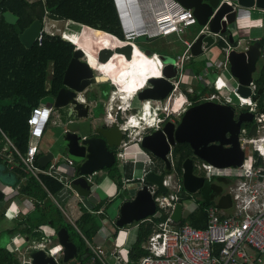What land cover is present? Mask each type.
I'll list each match as a JSON object with an SVG mask.
<instances>
[{"label": "built area", "instance_id": "1", "mask_svg": "<svg viewBox=\"0 0 264 264\" xmlns=\"http://www.w3.org/2000/svg\"><path fill=\"white\" fill-rule=\"evenodd\" d=\"M111 1L122 33L123 43L121 45H129L133 50L136 48L135 41L139 38L155 39L174 34L181 39L185 47L183 53L174 58L176 76L169 80L172 89L162 100H144L145 104H142L143 101H141L140 106L131 104L138 93L152 87L149 83L150 79L164 77L162 74L164 64L156 54L149 57L140 53L148 60L156 61L157 73L153 76L148 75L141 86L127 90L125 98L121 97L119 86L114 82L110 83L111 90L108 95L105 118L109 125L113 122L119 124L123 133V140L118 152L120 159L126 158L130 146L138 145L142 136L149 129L158 128L169 116L182 111L186 105H189L190 97H193L201 88L207 87L213 92L202 96L196 102L212 101L221 105H231L234 108H245L253 114L252 127L249 129L246 123H242L239 129L238 140L244 153V158L239 166L217 167L203 160L195 164L199 175L206 181H211L213 178L235 180V184L229 191L232 199L231 212L227 213L217 204H212L206 208V226L204 228H195L188 223L176 225L177 223H174L170 216L177 203L182 205L180 222L196 211L198 204L193 198V194H188L183 190L174 173L167 175L163 180V186L166 188L165 193H160L155 186L148 188L155 203L154 214L130 225L135 229L143 222L153 224L151 233L142 244L145 255L138 260L137 264H264V113L255 109V103L251 98L255 90L253 80L248 86L251 92L250 96L243 97L237 92L239 84L231 76L227 60L229 52L235 48L229 43L227 35L211 34L214 43L209 48H204L203 45V53L219 47L218 51L223 56L220 67L213 68L212 72L206 69L198 75H192L198 79V83L185 82L184 77H189L187 72H183L188 59L186 53L191 52L192 44L198 35L205 31L208 32L207 27L200 29L189 41L182 39L181 35L185 33L186 28L194 25L196 20L192 11L183 7L176 0ZM224 2L230 4L229 0H224ZM232 28L234 27L230 26L229 28L232 39L239 44L238 35ZM42 32L47 33L44 30L39 33L36 38L38 44H41ZM61 36L67 39L65 33H61ZM219 43H223L224 46H218ZM74 46L85 52L76 44ZM208 66L213 67L214 65L208 62ZM210 73L215 75L212 82L207 78ZM226 74L235 80L234 87H229L228 80L224 78ZM102 76L103 74H101ZM105 81L108 82L109 78ZM223 90H226L227 93L221 95L220 92ZM179 99H183V104L178 110L173 111L172 108L178 105ZM128 108L133 112L122 116V111ZM53 111L50 106L44 104L31 109L27 119L29 142L26 154L22 157L15 150L26 169L34 176L41 172L57 178L52 173L54 165L51 162L47 164L45 170L34 167L38 154L37 144L51 121ZM161 112H163L164 118H161ZM6 141L9 143L7 139ZM6 153L7 148L3 147L0 154ZM168 158L172 162L171 155ZM65 160L68 166L73 165L70 159L66 158ZM65 187L68 188L67 185ZM7 189L12 190L10 187ZM183 198H190L191 203L184 206L181 202ZM193 205L194 209L190 210ZM7 211L11 213L13 219H17L20 215L27 214L29 207L27 208L23 203L15 205L14 202H11L7 206ZM129 227H123L124 230L121 233L127 235ZM56 234L57 231L53 228L47 225L40 226L38 238L28 242L16 263L33 264L32 259L28 256L32 250L44 251L55 264H107L108 261L109 264L128 263L129 247L124 248V245L127 244L126 241L122 248L93 245L86 241L88 253L85 259L73 258L68 262H61L63 247L57 242Z\"/></svg>", "mask_w": 264, "mask_h": 264}, {"label": "water", "instance_id": "2", "mask_svg": "<svg viewBox=\"0 0 264 264\" xmlns=\"http://www.w3.org/2000/svg\"><path fill=\"white\" fill-rule=\"evenodd\" d=\"M186 9L192 10V14L198 25L207 27L208 32L201 33L195 39L191 47V55L197 57L203 53L204 48L213 45L211 34L227 33L230 43L232 36L229 32L233 22L243 15L244 11L258 10L264 12V0H229L219 6H213L203 0H176ZM5 22L14 24L17 17L9 11L2 13ZM43 23L39 20L32 22L22 33L18 35L19 41L29 48L42 31ZM132 48L129 45L117 46L114 49L102 47L96 54L100 63H106L113 54H119L126 60L132 59ZM263 53L260 41L249 42L243 50H231L227 56L229 71L235 78L238 86V94L243 97L250 96L249 84L256 64ZM84 52L75 49L72 57L63 73L61 87L54 96H48L41 100L45 106L53 110H64L67 114L66 129L57 137L59 147L64 150L66 158L73 162L74 181L77 185L84 177H91L105 168H110L115 163V154L120 148L123 133L119 124L111 123L104 127L90 120V103L87 101L89 88L98 83L99 77L95 76L89 63L84 59ZM164 68L163 78H152L149 83L151 88L138 93L137 99L162 100L172 89L169 82L176 76L174 59L168 56H160ZM85 99L82 102L80 95ZM72 118V119H71ZM253 120L251 112L236 111L231 105H221L213 102H202L187 108L177 124L166 122L163 126L153 129L144 135L140 145L149 151L162 164L161 171H148L144 177V184L138 187L131 200L124 201L115 221L117 227L129 225L146 219L155 212V203L149 192V185L165 193L163 179L171 170L168 155L177 144L187 143L193 152V156L217 167L239 166L244 158L240 148L238 134L242 123H250ZM170 128L168 130L167 128ZM54 158L52 151L37 158V163L44 168ZM181 184L183 189L194 194L204 186V178L194 174L192 160L187 158L182 163ZM0 190V201L3 199ZM182 205L177 203L171 213L174 223L181 220ZM59 244L63 247L61 262H68L77 256L76 246L69 240L65 229H60L56 234ZM28 256L33 264H55L51 257L46 256L42 250H32ZM4 264H17L15 262Z\"/></svg>", "mask_w": 264, "mask_h": 264}, {"label": "trees", "instance_id": "3", "mask_svg": "<svg viewBox=\"0 0 264 264\" xmlns=\"http://www.w3.org/2000/svg\"><path fill=\"white\" fill-rule=\"evenodd\" d=\"M215 7L220 0H209ZM9 11L17 17L14 24L5 22L2 13ZM64 20L76 25H84L95 30L104 31L122 40V33L118 23L115 9L111 0H0V150L6 141L1 135L10 141L12 146L24 157L26 154L29 131L27 119L31 109L39 105L41 99L46 96H54L61 87L63 73L74 52L73 36L65 32L64 39L59 35L41 34V44L37 41L30 48H25L19 41L18 35L22 33L32 22L44 19ZM100 35L101 33L95 31ZM84 35H88L85 31ZM100 40L109 43L103 36ZM264 46V38L259 40ZM223 47V43H219ZM112 49V48H111ZM89 52H87L88 54ZM91 58L90 53L88 54ZM121 56L115 54V56ZM125 62L123 56H121ZM50 69V70H49ZM197 70L196 72H198ZM49 78V79H48ZM49 82L47 87L46 83ZM255 90L251 95L257 111L264 112V62H261L258 76L254 79ZM203 93L209 94L212 89H204ZM197 96L193 99H195ZM108 95L102 97L106 101ZM10 103L5 104V102ZM104 106L101 101L96 104V113H103ZM249 127V124H247ZM9 152L0 154V181L13 187L18 186V194L23 200L32 202L30 211L15 219L14 226L8 230L12 235L16 232L27 236L29 239L38 238V229L41 225H47L55 231L65 229L69 240L76 246L80 256L85 255L88 249L83 237L91 238L101 226L103 215L95 214L105 204L97 203L92 212L81 207L82 215L76 222L81 235L68 224L57 204L62 206L66 200V188L57 178L38 172L36 176L31 174L11 147ZM188 148L177 144L171 151L175 170L181 174V164ZM9 155V156H8ZM38 157V156H37ZM34 167L45 170L37 163ZM11 166V168H10ZM104 176L109 177L119 191L123 188L122 175L116 164L104 169ZM130 180V172L125 175ZM100 181V177H94L88 182L84 177L75 188L78 193L86 197L93 186ZM228 178H216L205 182L198 193L196 201L198 207L187 218L176 225L190 224L195 228L206 226V208L214 203V199L223 191V185L230 182ZM74 186V185H73ZM27 201V200H26ZM220 206L223 205L219 202ZM153 224L141 223L136 229L135 241L128 251V263L137 264L145 255L142 244L151 233ZM89 241V240H88ZM15 262L12 253L0 244V264Z\"/></svg>", "mask_w": 264, "mask_h": 264}, {"label": "rangeland", "instance_id": "4", "mask_svg": "<svg viewBox=\"0 0 264 264\" xmlns=\"http://www.w3.org/2000/svg\"><path fill=\"white\" fill-rule=\"evenodd\" d=\"M28 1H36V0H28ZM252 14V13H251ZM250 19L256 20L255 24L254 23H249V20L246 18V16H239L232 24V26L234 28L233 31L234 33L236 32V34L238 35L239 38V45L237 47V50H243V48L245 46H247V42L249 41V36H250V32L251 34H256L258 33V35L261 36L264 35V28L263 29H255L257 28L258 24L261 22L260 20V16L259 15H250ZM46 20H50L48 21L50 24L49 30L47 33H52L53 35H59L61 33L64 32H68L71 36H73L74 40H78L79 38V44H81L82 46H84V48L90 53V55L92 56V58L86 53L85 56L86 58H84L89 65L91 66L93 73L95 76L101 78V74L103 72H107L110 75V80L116 82L117 84H120V78L118 77V75L116 73H114L113 70L109 69L106 67V63H100L97 61L96 59V54L98 53L99 49H101L104 45L108 46V47H112V46H116V45H121L123 43L122 40H120L119 38H117L116 36L106 33L104 31H98L92 28H86L83 27L81 25H76L75 23H67V21H63L60 20L58 22H53V19H47ZM54 24H56V26H53ZM253 24V25H252ZM252 25V29L250 26ZM204 27L201 25H198L197 23H195L194 25L189 26L188 28H186L185 33L181 35L182 39H186V40H191L193 39V37L196 35V33L200 30L203 29ZM249 28L250 31H249ZM73 32H76L78 35L77 38V34H73ZM86 33L89 35L90 39H86L83 37V35ZM95 31L101 33L100 35H98L97 33H94ZM103 36L105 39L108 40L109 43L105 44L103 41V43L100 40V37ZM264 38V37H263ZM71 43H74L71 39H70ZM136 44V49L135 52H138V54L140 55V52L146 53L147 55L155 54H164V55H169V56H176V55H181L185 49L184 45L181 42L180 38H177L174 34H171L169 36H164V37H159V38H155V39H146L145 37L143 38H139L135 41ZM264 47V46H263ZM135 52L132 54V58L133 55L135 54ZM187 55V64L186 66L183 68V72H189L190 70H199L200 68L204 67V66H208V62H211L216 68L220 67V63L223 61V56L221 55V53H216L213 50H209L207 52L202 53L201 55L197 56V57H192L191 56V52L186 53ZM115 54L112 55V57L107 61L108 62H113L115 60ZM114 59V60H113ZM132 61V59H131ZM261 62H264V51L261 55V57L258 59L257 64H256V71L253 73L252 77L253 79H256L258 76V72H259V68L261 65ZM156 61H153L152 64L155 65ZM156 67V66H155ZM210 70V69H208ZM142 73H138L136 76H132L130 75L129 78L133 79V82L135 83H144L145 79H147L149 73H146L143 78H141ZM209 79L210 82H212L215 79V75L210 73L207 77ZM224 78L226 80H228L229 83V87H234L235 86V80L230 78L228 76V74L224 75ZM184 81L185 82H189V83H198V79L194 78L192 75H190L189 77H184ZM98 89L100 95L99 97H104L108 94V92H110L111 87L109 85H107L106 83H104L102 81V83H97L93 86L90 87V89ZM226 90H223L220 92L221 95L226 94ZM10 103L5 102V104ZM104 103L106 104V101H104ZM133 103L135 104V106H140L141 103L140 101L136 98H134ZM142 104H145V102L143 101ZM183 104V99H179L178 105H175L172 110H178L180 108V105ZM240 110H245V108H236V111H240ZM95 110L93 109V112ZM95 115V114H93ZM128 115V114H127ZM122 116H124L122 114ZM54 118L55 123L52 124V119ZM180 118V117H179ZM179 118H177V120H179ZM67 117L65 116V111L64 110H57V111H53L52 113V118L51 121L49 122L44 136L43 138L40 140V142L37 144V147L39 149H43V150H48V151H52L54 153V165H65V152L64 150H62V148L59 147V140L57 141V137L63 132L64 129H66V123H67ZM72 119V118H71ZM144 124V123H143ZM252 123H249V128H251ZM150 130V129H149ZM153 131V129L151 130ZM133 150L134 147L130 146V148L128 149V153H127V158H132L133 157ZM136 159L138 161H146L149 159L148 156H146L145 154H137L136 155ZM138 168L136 170H134V174L133 177L134 179L140 178L143 174V172L141 171L140 167L143 166L141 163L136 165ZM105 177V176H104ZM102 176V180L99 184V187L101 189L99 190H95L96 194H98V196L101 199H106L107 195L105 193L102 192V190H105L107 193H112L114 190L113 187V183L109 180L107 181V176L106 178H104ZM68 180H70V177H67ZM106 186H109L107 189L105 188ZM0 189L5 190L4 187L0 186ZM96 189V188H95ZM123 191H119V196H116L114 198H111L110 200H108L107 198V203L104 206V215H103V219H102V223H101V228L103 229H108L111 234L114 233V228H115V219L118 216V210L119 207L121 205V203L123 202V195H122ZM112 196V195H111ZM191 199L190 198H183L181 200L182 204L184 206L189 205ZM14 202L15 205L20 203V202H24L21 201L20 196L18 195V193L16 192L15 189H12L11 191L6 190L4 193V197L3 199L0 201V239H6V241L8 243L11 242V245H9V250H14L11 251L12 256H13V260L17 261V259L20 257L21 255V251L22 249L26 246V243H21L20 245H18V247L16 246L18 242L14 243L13 240V235L8 234V230H10L15 223V219L12 218V215L10 212L7 211V206L9 205V203ZM194 209V205L190 207V210ZM65 212L67 215H69L68 210L65 209ZM6 215H5V214ZM70 216V215H69ZM70 220L72 222H74L75 220L73 219V217L70 216ZM135 229L130 226V234L131 236L134 235ZM114 236V239L111 243H107L105 246H113V247H118V248H122L123 243H124V238H123V234L118 230L116 234L112 235ZM20 237V236H19ZM89 241L91 242H96L95 239H93V236L90 238H87ZM12 240V241H11ZM21 242V241H20ZM19 242V243H20ZM128 245H124V248H128ZM18 249H17V248ZM107 264H109V261L106 262Z\"/></svg>", "mask_w": 264, "mask_h": 264}, {"label": "crops", "instance_id": "5", "mask_svg": "<svg viewBox=\"0 0 264 264\" xmlns=\"http://www.w3.org/2000/svg\"><path fill=\"white\" fill-rule=\"evenodd\" d=\"M204 1V0H203ZM205 2V1H204ZM222 2H224V0H220V2L218 3V5L217 6H219ZM252 13V14H251ZM253 13H254V15H259L260 16V20H261V22H260V24L259 23H256V24H258V26H257V28H255V29H263L264 28V12H262V11H258V10H250V11H244L243 12V15L242 16H246V18L249 20V23H254L255 24V22H256V20H255V22H254V20H252V19H250V15H253ZM48 21H50V20H46V19H44L43 20V28H42V30H44V31H46V32H48V30H49V27H50V24H49V22ZM58 21H60V20H54L53 22H58ZM64 21V20H63ZM67 23H69V21H67ZM253 25V24H252ZM252 25L250 26L251 28H252ZM53 26H56V24H54ZM81 26H83V27H86V28H90V27H87V26H84V25H81ZM251 28H249V31H250V29ZM252 29H254V28H252ZM99 31V30H98ZM65 33V32H64ZM68 33H69V31H68ZM72 33L73 34H77L76 32H73L72 31ZM47 34H49V35H53L52 33H47ZM225 35H227V39H228V41H229V37H228V34L227 33H224ZM61 35V34H60ZM79 34H77V36H78ZM264 37V35H262L261 36V34H260V36L258 35V33H256V34H251V32H250V36H249V41L247 42V45L249 44V42H253V41H259L260 39H262ZM178 38V37H177ZM35 41H36V39H35ZM34 41V42H35ZM75 41V40H74ZM21 43V42H20ZM229 43H230V41H229ZM22 44V43H21ZM34 44V43H33ZM32 44V45H33ZM73 45H75L74 43H72ZM231 45H233V47L235 48L234 50H236V51H238L237 50V47H238V45L239 44H237L236 42H234L233 41V39H232V42L230 43ZM31 45V46H32ZM24 46V45H23ZM30 46V47H31ZM119 46H125V45H119ZM219 46V45H218ZM25 47V46H24ZM29 47V48H30ZM105 47V46H104ZM131 47V46H130ZM135 47H136V44H135ZM25 48H27V47H25ZM262 48H263V51H264V47L262 46ZM76 48H75V46H74V50H75ZM114 49V48H113ZM244 49V48H243ZM219 47H218V49H213V51L214 52H216V53H219ZM140 53H143V52H140ZM132 54H133V51H132ZM144 54H146V53H144ZM156 55H158L159 57L161 56V55H163V56H168V57H171V58H175V56L173 57V56H169V55H164V54H158V53H155ZM155 54H150V55H147V56H152V55H155ZM192 56V55H191ZM193 57V56H192ZM126 60V59H125ZM107 63V62H106ZM186 64H187V61H186V63H185V66H186ZM213 68H216L215 66H213V67H210V66H204V67H202V68H200L199 69V71L198 72H196V70H190L189 72H187L188 73V76H190V75H198V74H200V73H202L204 70H208V69H210V70H208L209 72H212V70H213ZM50 70V69H49ZM49 79V78H48ZM253 80V83H254V79H252ZM102 81L104 82V83H106L107 85H109L110 86V83L111 82H113V81H111L110 79H109V81L107 82V81H105L102 77L101 78H99V81H98V83H102ZM46 85H47V87L49 86V82L47 81V83H46ZM254 85H255V83H254ZM204 89H208L207 87H205V88H201V89H199L194 95H193V97H190V100H192L194 97H195V95L197 96L195 99H199V98H201L202 96H204L205 95V93H203L204 91H202V90H204ZM254 92V91H253ZM253 94V93H252ZM99 95H100V93H99V91H98V89H90L89 88V90H88V92H87V101L90 103V111H89V115H90V120H92V121H94V122H96V124H98L100 121H104V122H106L107 121V119L105 118V115H106V111H105V109L107 108V105H108V103H107V101H108V98L106 99V104L104 103V101L105 100H103L102 99V97H99ZM107 95H109V92H108V94ZM46 97H48V96H46ZM45 98V97H44ZM128 100H129V98H127ZM42 100V99H41ZM134 100V99H133ZM133 100L131 101L132 103L131 104H133V106H135V104L133 103ZM82 102H84L83 100H81ZM99 101H101L102 103H103V106H104V112L103 113H96V104L99 102ZM153 101H155V100H153ZM10 102V101H9ZM141 102V101H140ZM202 103V102H201ZM42 103H41V101H40V103H39V105H41ZM52 108V107H51ZM93 109L95 110L94 112H93ZM255 109L257 110V107L255 106ZM55 111H57V110H55ZM241 111H244V112H250V111H247L246 109L245 110H241ZM133 111L132 110H130L129 108L128 109H124V111H122V113H123V115H127V114H130V113H132ZM264 113V112H263ZM93 114H95V115H93ZM29 115H30V113H29ZM161 115H163V112H161ZM65 116L67 117V114H66V112H65ZM29 117V116H28ZM68 120V119H67ZM120 121V120H119ZM122 121V120H121ZM253 121V120H252ZM55 123V120H54V118L52 119V124H54ZM250 123H252L253 124V122H250ZM246 124H249V123H246ZM251 127H252V125H251ZM249 128V127H248ZM250 129V128H249ZM65 130V129H64ZM1 135L3 136V138L5 139V141H6V137L4 136V134L3 133H1ZM44 136V135H43ZM144 136V135H143ZM142 136V137H143ZM43 138V137H42ZM8 140V139H7ZM9 141V140H8ZM29 142V141H28ZM40 142V141H39ZM38 142V143H39ZM9 143H10V141H9ZM7 141H6V143H5V145L3 146V147H5V148H7V153L9 152V147H11L12 149H13V151L15 152V148L12 146V144L10 143L9 144ZM2 147V148H3ZM132 147H134V150H133V157L132 158H125V159H120L119 157H118V152L120 151V148L117 150V152H116V154H115V157H116V159H115V163H114V165L116 164V166L118 167V169H119V171H120V173H121V175H122V180H123V188H122V191H123V193H122V195H123V197H124V199H123V202L124 201H126V200H131L132 199V197L134 196V194H135V192H136V190H137V188L138 187H141L145 182H144V177H145V174L147 173V171H149V170H151L150 168H152V169H155V170H160L161 168V165H160V163H159V161H158V159L155 157V156H153L149 151H147V150H145L144 148H142L141 147V145H140V143H138V145H133ZM1 148V149H2ZM48 150H43V149H39L38 148V154H37V156L38 157H40L41 155H43V154H45L46 152H47ZM142 151V152H141ZM146 154V156H148L149 157V159L148 160H146V161H138L137 159H136V155L137 154H143L144 155V153ZM16 153V152H15ZM17 154V153H16ZM169 155H171V152H170V154ZM169 155H168V157H169ZM9 156V155H8ZM127 156V155H126ZM37 157V158H38ZM65 159H66V157H65ZM68 159V158H67ZM169 159V158H168ZM171 159H172V155H171ZM173 160V159H172ZM53 161H54V159L51 161V163L54 165V163H53ZM66 161V160H65ZM151 161H153V163L151 164L150 162ZM50 163V162H49ZM142 164L143 166H141L140 167V169H141V171L143 172V174H142V176L140 177V178H137V179H134V177H133V174H134V170H136L138 167L136 166V165H138V164ZM113 165V166H114ZM112 166V167H113ZM73 167H74V165H72V166H68L67 164H66V162H65V165H54V169L52 170V173L54 174V175H56V177H57V179L62 183V184H64V186L65 185H67L68 186V188L67 187H65L66 188V200H64V204H62V206H60L59 204H57L56 203V201L54 200V202H55V204L57 205V207L61 210V212L63 213V217H64V219H65V221L68 223V224H70L71 226H72V228L75 230V231H77L80 235H81V233L79 232V230H78V228H77V226H76V222L79 220V218L81 217V215H82V209H81V207H83V208H85L87 211H89V212H92V209H93V206L95 205V204H97V203H100V202H104L105 204L107 203V198H108V200H110L111 198H114V197H116V196H119V190L117 189V187H116V184L108 177L107 178V181H111L114 185H113V187H114V190H113V192L112 193H107L105 190H102V192L103 193H105L106 195H107V198L106 199H101L99 196H98V194H96V191L95 190H99V189H101L100 187H99V184H100V182H101V180L103 179L102 178V176L104 175V169L101 171V172H98V173H96L95 175H93V176H91V177H85L86 178V180L88 181V182H92V180H93V178L94 177H100V181L97 183V184H95L94 186H93V188H92V190L89 192V194L86 196V197H84L83 198V196H81L79 193H78V191L75 189L78 185H75V186H73L72 185V182L74 181V170H73ZM10 168H11V166H10ZM45 168V167H44ZM111 168V167H110ZM105 169H109V168H105ZM126 171H128V172H130V180H128L127 178H126V176H124L125 175V173H126ZM197 176H199V177H202L201 175H199V173H198V175ZM67 177H70L71 179L70 180H68V178ZM104 178H106V176L104 177ZM213 179H216V178H213ZM212 179V180H213ZM229 179V178H228ZM211 180V181H212ZM231 181L230 182H228V183H226L225 185H223V191H222V193H220L218 196H216V198L214 199V203L213 204H217L220 208H223L227 213H230L231 212V210H232V206H231V204H232V199H231V197H230V194H229V191H230V188L231 187H233V185L235 184V180H233V179H230ZM103 181V180H102ZM204 181L205 182H207L205 179H204ZM102 183V182H101ZM205 184V183H204ZM0 186H2V187H4L5 188V190H2V189H0L2 192H3V194L5 193V191L6 190H8L7 189V187H10V188H12V189H15L16 188V190L18 189V186H16V187H13V186H10V185H6V184H4V183H2L1 181H0ZM150 186H152V185H149V187ZM109 186H106L105 188L107 189ZM96 188V189H95ZM203 188V187H202ZM184 190V189H183ZM202 190V189H201ZM201 190H199L198 192H196V193H194L193 194V198L197 201L198 199H199V192L201 191ZM185 191V190H184ZM186 192V191H185ZM17 193H18V191H17ZM161 193V192H160ZM188 194H190V193H188ZM19 195V194H18ZM112 195V196H111ZM4 197V196H3ZM20 198H21V196H20ZM27 200V201H26ZM26 200H23V198H21V201H24V202H20V203H23L27 208L29 207V211H30V208H31V205H33L32 204V202H31V200H29V199H26ZM122 202V203H123ZM219 202H222V204L223 205H221L220 206V204H219ZM121 203V204H122ZM105 204H103V206L100 208V210L98 211V212H96L95 214H97V215H104V206H105ZM65 209H67L68 210V213H69V215L71 216V217H73V219L75 220L74 222H72L71 220H70V216L69 215H67L66 214V212H65ZM118 212H119V210H118ZM19 217H21V215L19 216ZM118 217V216H117ZM117 217H116V219H117ZM116 219H115V221H116ZM101 223H102V220H101ZM133 223H136V222H132L131 224H129V225H125V226H123V227H129L130 225H132ZM115 224V223H114ZM42 226V225H41ZM50 227V226H49ZM123 227H117L116 225H115V230H114V233L113 234H111V232L108 230V229H103V228H101V226H100V228L98 229V231L95 233V235L93 236V239H95L96 240V242H91V241H88V240H86V238L85 237H83L82 235H81V237H83V239H84V242H85V245H86V247H87V243H86V241L87 242H89L90 244H93V245H100V246H105L107 243H111L112 241H113V239H114V236H112V235H114V234H116L117 233V231L119 230L120 232L121 231H123L124 229H123ZM130 228V227H129ZM136 229L137 228H135V232H136ZM123 234V233H122ZM13 235V240H14V243L15 242H18L17 243V247H18V245H20L21 243H26V246H27V244H28V242L29 241H31L32 239H29L27 236H25V235H23V234H20L19 232H16V233H14V234H12ZM20 236V237H19ZM123 238H124V241H126V245H128L129 244V246L128 247H130V245L135 241V238H136V233H134V235L133 236H131V234H130V230H129V232H128V234L127 235H125V234H123ZM12 241V240H11ZM21 241V242H20ZM20 242V243H19ZM57 242H58V240H57ZM59 243V242H58ZM0 244H1V246H3L4 248H6V249H10L9 248V245H11V242L10 243H8L7 241H6V239H3V238H1L0 239ZM26 246L22 249V251H24V249L26 248ZM16 247V248H17ZM105 247H113V246H105ZM18 249V248H17ZM88 249V248H87ZM126 249V248H125ZM129 249V248H128ZM10 252L11 251H13L14 252V250H9ZM21 251V252H22ZM31 252V251H30ZM78 253V252H77ZM88 253V252H87ZM87 253L85 254V255H83V256H80L79 257V254H77V256L76 257H74V258H78V259H80V260H83V259H85V257H86V255H87ZM29 254V253H28ZM21 256V255H20ZM63 257V256H62ZM15 263H16V261H15Z\"/></svg>", "mask_w": 264, "mask_h": 264}, {"label": "bare ground", "instance_id": "6", "mask_svg": "<svg viewBox=\"0 0 264 264\" xmlns=\"http://www.w3.org/2000/svg\"><path fill=\"white\" fill-rule=\"evenodd\" d=\"M84 38L86 39H90L89 35H83ZM78 38V36H77ZM102 42V41H101ZM79 48L83 49L85 52L84 54H86L88 51L84 48V46H82L81 44H79V38L78 40H76L74 42ZM103 43V42H102ZM106 44V43H105ZM105 47H108L106 45H104ZM103 46V47H104ZM119 45L116 46H112V47H108V48H115ZM136 48H133V53L135 52ZM115 60L113 62H108L106 63V67L113 70L114 73H116L118 75V77L120 78V84H117L116 82H114L115 84H117L119 86L120 89V95L122 98L126 97V91L129 90L132 87L135 86H141L142 83H135L133 82V79H130L129 76H136L138 73H142V77L146 74L149 73V75H156V63L155 65L152 64L153 61L148 60L147 57H145L142 54H138V52H135V54L133 55L132 61L129 60L128 62H125L121 56H115ZM84 58H86V56L84 55ZM103 79L107 80L108 78H110V75L107 72H103ZM80 98L82 100L85 99V97L81 94ZM145 123V122H144Z\"/></svg>", "mask_w": 264, "mask_h": 264}, {"label": "flooded vegetation", "instance_id": "7", "mask_svg": "<svg viewBox=\"0 0 264 264\" xmlns=\"http://www.w3.org/2000/svg\"><path fill=\"white\" fill-rule=\"evenodd\" d=\"M206 3H210V1L209 0H204ZM212 4V3H211ZM192 11V10H191ZM205 95H207V94H205ZM196 100L197 99H192V100H190V104L189 105H186L185 107H184V109L182 110V111H180V112H178V113H174V114H172L171 116H169L166 120H164L160 125H159V127H161V126H163L166 122H171V123H173V124H177L179 121H180V119H181V116H182V113L187 109V108H189V107H191V106H193V105H196V104H199V103H201V102H206V101H198V102H196ZM207 102H212V101H207ZM213 103H215V102H213ZM180 117V118H179ZM161 118H164V114L161 116ZM177 118H179V120H177ZM114 123V122H113ZM98 125L99 126H105V125H109V123H107V122H104V121H100L99 123H98ZM155 129V128H154ZM168 130H170V128L168 127L167 128ZM152 130V129H151ZM151 130H148L144 135H146V134H148V133H150L151 132ZM182 147H184V148H188V150H189V152H188V154L186 155V157L184 158V160L185 159H187V158H190L191 160H192V166H193V172H194V174L195 175H198V173H199V171L197 170V167L195 166V164L197 163V162H199L200 160L198 159V158H196V157H194L193 156V152H192V150H191V148L189 147V145L187 144V143H182V144H180ZM176 146V145H175ZM183 160V161H184ZM159 161V160H158ZM183 161H182V163H183ZM151 164L153 163V161H151L150 162ZM159 163H160V165H161V169L160 170H158V171H161L162 169H163V164L159 161ZM170 164H171V170H170V172L169 173H166L165 174V176H164V178L167 176V175H171V174H175V177H176V180H178V182H180V184H181V175H182V172H183V170H182V164H181V174L180 175H178V173L176 172V170H175V166H174V162H173V160H172V162H170ZM151 170H153V171H157V170H155V169H152V168H150ZM151 170H149V171H151ZM148 172V171H147ZM164 180V179H163ZM181 186H182V184H181ZM183 188V187H182Z\"/></svg>", "mask_w": 264, "mask_h": 264}]
</instances>
